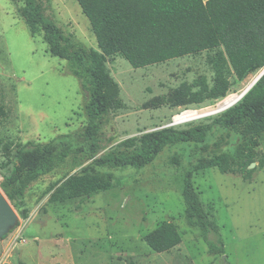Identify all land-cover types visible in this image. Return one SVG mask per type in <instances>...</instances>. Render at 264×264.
<instances>
[{
	"label": "rangeland",
	"instance_id": "374dc122",
	"mask_svg": "<svg viewBox=\"0 0 264 264\" xmlns=\"http://www.w3.org/2000/svg\"><path fill=\"white\" fill-rule=\"evenodd\" d=\"M43 1L47 13L64 32L98 49L76 0ZM20 5L0 0V104L7 113L0 126V181L12 169L14 146L47 142L65 134L81 143L86 123V96L80 81L69 72L65 60L48 53L39 29L29 33L17 14ZM216 52L204 51L142 68H132L120 56L108 57L105 67L118 85L121 106L106 118L103 151L144 132L209 122L221 113L174 122L181 114H207L236 99L260 72L236 80L226 65L231 86L224 97L176 105L173 91L181 82L191 84L204 77L212 86L214 71L209 60ZM224 134V130L214 128L205 143L211 144ZM6 142L10 147L7 151ZM236 142L230 134L221 151H232ZM255 151L249 179L221 173L215 167L192 174L202 205L211 208L219 225L223 254L209 253L199 229L184 220V171L209 153L193 144H180L164 148L142 168L108 170L110 185L85 197L50 200L52 191L80 167L64 166L39 177L21 198L7 199L17 221L0 239V264H45L49 256L57 264H264V137L258 140ZM164 221L175 226L181 241L157 253L143 236ZM208 237L213 240L215 236Z\"/></svg>",
	"mask_w": 264,
	"mask_h": 264
},
{
	"label": "trees",
	"instance_id": "16d2710c",
	"mask_svg": "<svg viewBox=\"0 0 264 264\" xmlns=\"http://www.w3.org/2000/svg\"><path fill=\"white\" fill-rule=\"evenodd\" d=\"M11 1L21 3L17 14L29 33L35 34L39 29L48 53L65 60L69 72L80 81L86 96V123L81 143L65 134L47 142L27 141L14 146L12 169L0 181L6 198H21L39 177L64 166L80 168L52 191L50 200L85 197L110 185L108 170L142 168L164 148L193 144L209 154L197 158L184 171V220L199 229L209 253L223 254L219 225L211 208L202 205L192 174L194 170L215 167L221 173L250 178L253 170L249 165L255 162V148L264 137V73L235 104L209 122L151 130L103 151L106 118L121 106L118 85L107 72L105 62L108 57L120 56L132 68H142L217 50L209 60L214 71L212 86L204 77L191 84L181 82L173 91V99L176 105H190L202 103L205 98H222L231 86L226 65L236 80L264 68V0H76L89 21L98 49L87 47L73 33L64 32L47 13L43 0ZM6 119L7 113L0 104V126ZM214 128L225 134L206 144ZM230 134L237 138L235 147L222 152ZM4 148L9 150L8 142ZM174 161L178 162V158ZM262 165L263 161L259 167ZM209 234L215 236L213 240ZM143 241L159 253L176 246L181 236L171 222L164 221L144 234Z\"/></svg>",
	"mask_w": 264,
	"mask_h": 264
},
{
	"label": "water",
	"instance_id": "95a60500",
	"mask_svg": "<svg viewBox=\"0 0 264 264\" xmlns=\"http://www.w3.org/2000/svg\"><path fill=\"white\" fill-rule=\"evenodd\" d=\"M264 73V68L260 70L253 82L241 93V97L252 87V85L260 78ZM240 97V98H241ZM215 112V111H211ZM209 114V113H207ZM254 162L250 163L249 168H253ZM17 221V215L10 203L8 202L6 196L0 189V239L12 229Z\"/></svg>",
	"mask_w": 264,
	"mask_h": 264
},
{
	"label": "bare ground",
	"instance_id": "6f19581e",
	"mask_svg": "<svg viewBox=\"0 0 264 264\" xmlns=\"http://www.w3.org/2000/svg\"><path fill=\"white\" fill-rule=\"evenodd\" d=\"M256 78V77H255ZM253 82V81H252ZM251 82V83H252ZM250 83V84H251ZM249 84V85H250ZM248 85V86H249ZM247 86V87H248ZM246 87V88H247ZM245 88V89H246ZM241 95V94H240ZM239 95V97H237L236 99H234V100H231V101H225L224 102V104H223V106L222 107H216L217 109H216V111L215 112H208L209 114H201V113H195V114H193V115H191V116H188V115H186V114H181V116L180 117H178V119L176 120V121H174L175 123H182V122H189V121H193V120H195V119H197V118H201V117H204V116H208V115H211V114H216V113H218L220 110H223V109H225L226 107H229V106H231V105H233L234 103H236L239 99H240V96Z\"/></svg>",
	"mask_w": 264,
	"mask_h": 264
},
{
	"label": "crops",
	"instance_id": "0c3cea01",
	"mask_svg": "<svg viewBox=\"0 0 264 264\" xmlns=\"http://www.w3.org/2000/svg\"><path fill=\"white\" fill-rule=\"evenodd\" d=\"M205 1V0H204ZM25 257V256H24ZM23 259V258H22ZM50 259H54L53 257H51V256H49V258H47L46 257V263L45 264H57V263H52L51 261H50ZM60 260V259H59ZM66 264V263H65Z\"/></svg>",
	"mask_w": 264,
	"mask_h": 264
},
{
	"label": "built area",
	"instance_id": "2783aa9c",
	"mask_svg": "<svg viewBox=\"0 0 264 264\" xmlns=\"http://www.w3.org/2000/svg\"><path fill=\"white\" fill-rule=\"evenodd\" d=\"M234 104H235V103H234ZM231 106H232V105H231ZM229 107H230V106H229ZM227 108H228V107H226L225 109H227ZM216 109H217V108H216ZM216 109H215V110H213V111H216ZM225 109H223V110H225ZM223 110H220V111H223ZM220 111H219V112H220Z\"/></svg>",
	"mask_w": 264,
	"mask_h": 264
}]
</instances>
